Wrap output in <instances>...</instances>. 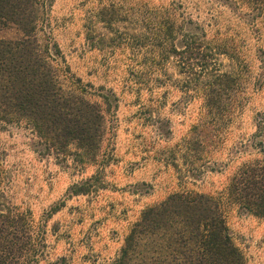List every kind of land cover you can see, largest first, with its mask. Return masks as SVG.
I'll return each instance as SVG.
<instances>
[{"label": "rangeland", "instance_id": "374dc122", "mask_svg": "<svg viewBox=\"0 0 264 264\" xmlns=\"http://www.w3.org/2000/svg\"><path fill=\"white\" fill-rule=\"evenodd\" d=\"M29 12L40 48L100 105L104 135L95 162L79 166L42 154L25 123L0 122V206L27 221L24 264H115L142 212L175 193L216 199L245 263L264 264V217L229 197L236 175L264 165V15L237 0H38ZM167 17L236 54L221 58L236 85L220 120L202 125L203 104L179 89L173 59L154 53ZM13 29L1 22L0 39ZM136 33L150 45L139 56L127 46Z\"/></svg>", "mask_w": 264, "mask_h": 264}, {"label": "trees", "instance_id": "16d2710c", "mask_svg": "<svg viewBox=\"0 0 264 264\" xmlns=\"http://www.w3.org/2000/svg\"><path fill=\"white\" fill-rule=\"evenodd\" d=\"M37 1L0 0V23L13 26L16 34L0 39V122L25 123L43 148L40 154L85 166L95 162L101 150L104 114L100 105L87 98L81 81L67 76L53 54L40 48L37 17L29 12ZM237 1L264 15V0ZM185 23L163 18L154 53L161 63L173 59L183 79L179 89L203 104L205 126L221 119L225 112L222 100L236 85L234 73L221 69V58L230 63L238 60L224 45L208 43L198 25L188 22L193 26L188 28ZM146 39L145 34L131 35L127 46L132 54L139 56L143 47L150 46ZM99 97L108 104L106 97ZM202 128L199 132L192 129L197 138L209 133ZM1 184L0 171V204L4 198ZM79 192L76 194H85ZM229 197L250 214L264 217V165L246 167L236 175ZM31 249L26 219L0 206V264H24ZM115 264L246 263L228 234L216 199L175 193L142 212L125 237Z\"/></svg>", "mask_w": 264, "mask_h": 264}]
</instances>
